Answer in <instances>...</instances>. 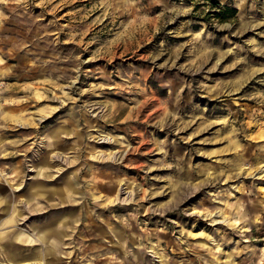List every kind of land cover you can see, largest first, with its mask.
Returning a JSON list of instances; mask_svg holds the SVG:
<instances>
[{"label":"rangeland","instance_id":"374dc122","mask_svg":"<svg viewBox=\"0 0 264 264\" xmlns=\"http://www.w3.org/2000/svg\"><path fill=\"white\" fill-rule=\"evenodd\" d=\"M0 232V264H264V0H0Z\"/></svg>","mask_w":264,"mask_h":264},{"label":"bare ground","instance_id":"6f19581e","mask_svg":"<svg viewBox=\"0 0 264 264\" xmlns=\"http://www.w3.org/2000/svg\"><path fill=\"white\" fill-rule=\"evenodd\" d=\"M8 222H14V219H10V221H8ZM3 223H1V225ZM4 236H6V233L5 232H0V244H5V243L9 242L10 244L14 245V241H18V242H22L23 241V239H22V237L20 235H18L17 237L13 238V240L12 239L5 240ZM13 260H15L16 263H17L19 259L17 260L16 257H13ZM18 263H21V262H18Z\"/></svg>","mask_w":264,"mask_h":264}]
</instances>
